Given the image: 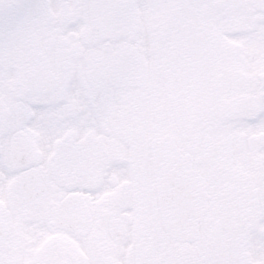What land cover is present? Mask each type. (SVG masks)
<instances>
[{
	"label": "snow or ice",
	"instance_id": "6c2138e0",
	"mask_svg": "<svg viewBox=\"0 0 264 264\" xmlns=\"http://www.w3.org/2000/svg\"><path fill=\"white\" fill-rule=\"evenodd\" d=\"M0 264H264V0H0Z\"/></svg>",
	"mask_w": 264,
	"mask_h": 264
}]
</instances>
